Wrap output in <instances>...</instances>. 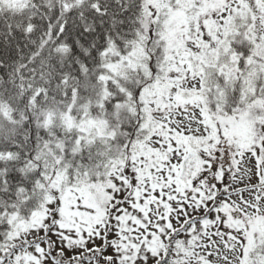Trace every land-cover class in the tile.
<instances>
[{
	"label": "snow or ice",
	"instance_id": "1",
	"mask_svg": "<svg viewBox=\"0 0 264 264\" xmlns=\"http://www.w3.org/2000/svg\"><path fill=\"white\" fill-rule=\"evenodd\" d=\"M0 264H264V0H0Z\"/></svg>",
	"mask_w": 264,
	"mask_h": 264
}]
</instances>
